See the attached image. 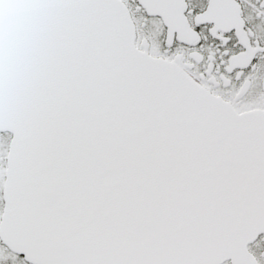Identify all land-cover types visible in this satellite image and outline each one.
Instances as JSON below:
<instances>
[{
    "label": "snow or ice",
    "instance_id": "1",
    "mask_svg": "<svg viewBox=\"0 0 264 264\" xmlns=\"http://www.w3.org/2000/svg\"><path fill=\"white\" fill-rule=\"evenodd\" d=\"M0 264H264V0H0Z\"/></svg>",
    "mask_w": 264,
    "mask_h": 264
}]
</instances>
